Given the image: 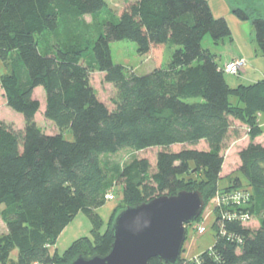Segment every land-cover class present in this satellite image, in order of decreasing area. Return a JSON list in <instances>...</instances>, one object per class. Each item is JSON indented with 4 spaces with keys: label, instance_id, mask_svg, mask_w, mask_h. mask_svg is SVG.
<instances>
[{
    "label": "trees",
    "instance_id": "trees-1",
    "mask_svg": "<svg viewBox=\"0 0 264 264\" xmlns=\"http://www.w3.org/2000/svg\"><path fill=\"white\" fill-rule=\"evenodd\" d=\"M107 1L0 0V56L9 67L0 86L7 106L25 120L23 130L0 123V220L8 231L0 237V264H8L15 248L18 264H71L78 256L108 255L114 243L112 225L100 232L99 224L104 228L105 223L97 215H92L94 237L78 238L62 255L51 247L78 212L105 206L115 184L101 156L124 148L162 150L154 166L146 158H135L121 171L126 206L119 212L182 191H200L208 203L221 191L225 144L240 136L236 121L249 130L250 144L239 153V171L247 186L233 178L222 191L251 193L246 208L226 209L249 219L215 224L220 228L213 249L191 262L181 257L179 264H264V145L256 142L264 133L259 124L264 80L232 88L216 56L202 48L207 35L215 43L231 36L227 20L216 18L207 0L127 1L117 20L103 24L89 49L40 48L37 37L58 32L62 20L97 17ZM235 13L253 21L264 54V17L244 9ZM123 40L134 42L140 55L150 56L156 62L154 71L126 75L111 50L112 42ZM169 48L175 50L164 68L161 61ZM88 50H93L96 65L90 69L98 68L117 90L114 109L99 99L91 84V71L83 64ZM11 54L15 57L9 59ZM39 87L46 93L45 118L59 134L46 135L37 125L41 102L34 92ZM68 129L73 141L64 137ZM201 142L208 150L193 148ZM176 145L192 148L171 151ZM199 173V182L188 179ZM31 230L36 237L28 239ZM150 264L165 263L153 259Z\"/></svg>",
    "mask_w": 264,
    "mask_h": 264
},
{
    "label": "rangeland",
    "instance_id": "rangeland-1",
    "mask_svg": "<svg viewBox=\"0 0 264 264\" xmlns=\"http://www.w3.org/2000/svg\"><path fill=\"white\" fill-rule=\"evenodd\" d=\"M127 1L136 0H108L106 8L97 16L87 15L85 18L76 21L62 20L61 28L56 33H47L44 36L37 37V43L44 51L55 50L56 47L67 48L80 45L83 48L89 49L102 31L103 24L108 20H117L119 14ZM212 12L216 18H225L231 29V36L225 37L218 42H214L210 35L205 36L201 45L204 50L210 51L215 55V60L220 67L225 63L233 60H246L247 65L239 76L225 74L227 83L236 88L239 85H251L264 80V54L256 61V52H261L256 39L255 28L252 20H241L235 13L236 9H244L250 15H258L264 17V0H207ZM94 17V18H93ZM111 50L113 61L115 64L124 68L126 75L136 74L138 76H145L156 68V62L147 55H140L138 53L137 45L129 40L115 41L111 43ZM175 49H167L164 53L161 65L165 68L171 61ZM259 54V53H258ZM15 55H9V59L14 58ZM85 67L89 68L95 65L93 50H88L83 59ZM196 64V63H195ZM91 66V67H93ZM96 67V65H95ZM90 80L93 88L98 94L99 99L107 104L110 109H114V101L117 98V90L114 85L105 81V74L98 70V68L90 69ZM9 73V67L3 62L0 56V77ZM34 98L41 102V109L36 116L37 125L42 131L49 136L60 133L52 122L45 118L46 109V93L42 87H39L34 92ZM231 102L236 103V98L231 97ZM262 129L264 130V114L261 116ZM0 123H6L13 126L17 130H23L25 127V120L23 115L13 111L7 106L6 97L3 89L0 86ZM237 124H235L236 127ZM240 130V129H239ZM248 128L240 130V136L231 137L225 144L223 154L225 156V165L221 179L219 180L220 190L225 189L231 184V179L240 178L244 186H247V180L239 171L240 167V151L246 146L248 142L247 134ZM264 142V133H263ZM64 137L68 141L74 140L73 132L68 129L64 130ZM183 148H192L187 145H176L170 148L171 151L179 152ZM193 148L208 150V145L201 142ZM162 149L159 147L151 148L145 151H136L132 148H124L116 154H105L101 156L102 164L109 169L113 178L114 188L109 192L114 195L113 201H108L104 207L99 210L87 208L86 210L78 212L72 223L62 232L55 246L51 250H55L59 255H62L69 246L78 238L88 236L94 237L93 227L95 225L92 221V215L101 218L105 223L104 228L99 224L98 230L103 232L107 224L113 225L114 220L119 213V210L126 206L123 202V195L120 187V173L124 167L135 158H146L154 166L156 163L157 154ZM202 175L195 174L188 176V179L193 178L199 182ZM217 191L214 199L208 203L205 201V206L201 217L195 222L187 225V235L184 244L182 259L191 262L197 260L203 253L211 251L216 243V234L219 227L216 225L217 212L215 199L218 195ZM118 208V209H117ZM258 220L253 223V227H257ZM205 227L206 232L200 234L199 227ZM103 228V229H102ZM8 236V231L3 221L0 220V237ZM36 232L31 230L28 239L35 238ZM19 249L15 248L11 252L8 264H18Z\"/></svg>",
    "mask_w": 264,
    "mask_h": 264
},
{
    "label": "water",
    "instance_id": "water-1",
    "mask_svg": "<svg viewBox=\"0 0 264 264\" xmlns=\"http://www.w3.org/2000/svg\"><path fill=\"white\" fill-rule=\"evenodd\" d=\"M204 206L200 191H182L128 206L117 214L112 225L114 243L109 254L78 256L71 264H150L153 259L179 264L186 227L200 218Z\"/></svg>",
    "mask_w": 264,
    "mask_h": 264
},
{
    "label": "built area",
    "instance_id": "built-area-1",
    "mask_svg": "<svg viewBox=\"0 0 264 264\" xmlns=\"http://www.w3.org/2000/svg\"><path fill=\"white\" fill-rule=\"evenodd\" d=\"M247 65L246 60H233L230 62H227L223 67H220V70L225 74H230L233 76H239L244 68ZM251 193L249 191L245 190H231L229 192L219 191L215 202H216V212H217V219L216 223L217 225H221L225 220H244L245 222L248 221L249 216L248 215H237L232 214L229 212H226V209L229 206L237 205L240 207L246 208L249 202L251 201ZM108 201H113L114 196L108 195L106 197ZM221 227V226H220ZM219 227V228H220ZM199 233H205L206 228L201 226L198 229Z\"/></svg>",
    "mask_w": 264,
    "mask_h": 264
},
{
    "label": "crops",
    "instance_id": "crops-1",
    "mask_svg": "<svg viewBox=\"0 0 264 264\" xmlns=\"http://www.w3.org/2000/svg\"><path fill=\"white\" fill-rule=\"evenodd\" d=\"M258 53H259V54H258ZM254 56H255L254 58H255L256 61H257V60H259L258 58H260V56H263V55H262L261 52H259V50H258V52H256V49H255V55H254ZM225 64H226V63H225ZM237 103H238V99L236 98V103H235V104H237ZM263 114H264V113H263ZM261 116H262V114L259 115V124H260V126H262V124H263V123H261V121H262V120H261V119H262ZM235 124H237V125H236V128H237V129H240V130H241V129H245V130H246V128H247L245 125L241 124V123L238 122V121H236ZM246 136H247V138H248V142H247L246 146H244V148H246V147L250 144V138H249V135L247 134ZM262 138H263V136H261L260 138H258V139L256 140V142H257V143H261V144L264 145V142H263ZM221 176H222V174H221ZM62 234H63V233H62ZM54 251H55V250H54Z\"/></svg>",
    "mask_w": 264,
    "mask_h": 264
}]
</instances>
